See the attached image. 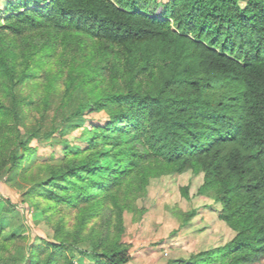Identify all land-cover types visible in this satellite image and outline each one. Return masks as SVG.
<instances>
[{"label": "trees", "instance_id": "1", "mask_svg": "<svg viewBox=\"0 0 264 264\" xmlns=\"http://www.w3.org/2000/svg\"><path fill=\"white\" fill-rule=\"evenodd\" d=\"M152 1L0 0V180L26 181L54 231L26 253V229L0 226V264H131L125 213L188 170L235 235L166 264L264 257V0H168L158 16ZM102 111L85 147L38 161L33 140Z\"/></svg>", "mask_w": 264, "mask_h": 264}, {"label": "rangeland", "instance_id": "2", "mask_svg": "<svg viewBox=\"0 0 264 264\" xmlns=\"http://www.w3.org/2000/svg\"><path fill=\"white\" fill-rule=\"evenodd\" d=\"M167 1H152L154 15L161 13L162 5ZM2 2L6 4V0ZM4 18L0 17V25ZM106 120L107 114L104 111L86 112L65 125L52 139L33 140L31 144L37 149L38 161L59 162L66 153V139L71 149H74L73 146L85 147L87 143L80 139L84 128L104 125ZM202 183L203 173L194 174L191 170L151 180L147 194L138 200L139 207L144 211L126 212L124 215L125 232L122 241L130 244L131 264H166L172 259L189 258L201 250L221 246L235 235L219 217L221 206L210 197L197 194ZM27 186L26 181L19 178L0 180V226L16 234L26 229L27 238L21 242L26 253L31 240V245H44L41 240L30 239L35 238L36 232L47 234L51 239L54 235L53 229L43 221V215L36 216L33 208L24 201L23 193ZM183 187H188L189 197L182 193ZM194 208L197 210L195 217L181 227L179 215L173 211L186 212ZM85 260L77 253L78 264H83ZM255 264H264V257Z\"/></svg>", "mask_w": 264, "mask_h": 264}]
</instances>
